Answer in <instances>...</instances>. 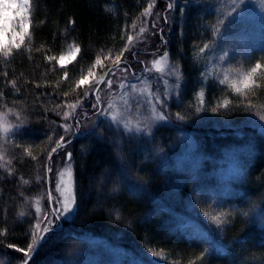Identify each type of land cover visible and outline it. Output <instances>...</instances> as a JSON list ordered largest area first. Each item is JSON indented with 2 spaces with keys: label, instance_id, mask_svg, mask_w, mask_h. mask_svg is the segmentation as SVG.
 I'll return each instance as SVG.
<instances>
[{
  "label": "trees",
  "instance_id": "trees-1",
  "mask_svg": "<svg viewBox=\"0 0 264 264\" xmlns=\"http://www.w3.org/2000/svg\"><path fill=\"white\" fill-rule=\"evenodd\" d=\"M168 2L175 5L170 12L165 11ZM155 3L168 23L162 20L155 36L143 43L146 49L135 50V56L126 52L125 63L136 76L145 71L146 58L168 54L172 73L157 78L168 96L161 112H155L166 120L153 121L152 105L141 108L138 99L130 103L129 115L136 120L138 114L140 123L131 121L130 127L124 120L116 124L103 118L85 133L73 132L70 124L96 117L101 106L94 109L95 97L84 96L89 84L77 88L75 82L89 68L97 77L103 74L92 67L96 56L109 50L114 55L128 34L135 36L147 0H35L28 9L31 45L25 36L11 57H0V112L13 125L19 123L17 112L24 121L2 149L12 170L9 175L0 168V230H6L0 236L2 264H22L23 253L15 248L26 249L32 242L37 200L43 201V212L50 211L44 200L50 173L45 177L44 165L60 135L68 142L48 166L72 154L68 162L78 211L55 220L46 243L36 237L41 246L34 245L28 264H264V121L256 114H264V80L258 73L260 87L246 90V96L219 83L225 74L264 58V22L251 24L247 11L225 16L227 0ZM205 43L209 49L198 54ZM73 44L80 52L65 67L45 59H58ZM216 58L222 61L215 63ZM78 97L83 100L74 112L56 108ZM225 98L233 104L212 112ZM201 99L204 107L197 113ZM249 99L255 108L236 106ZM58 111H68L69 119ZM65 123L68 131L59 127ZM205 212L225 213L224 223L217 227Z\"/></svg>",
  "mask_w": 264,
  "mask_h": 264
},
{
  "label": "snow or ice",
  "instance_id": "snow-or-ice-1",
  "mask_svg": "<svg viewBox=\"0 0 264 264\" xmlns=\"http://www.w3.org/2000/svg\"><path fill=\"white\" fill-rule=\"evenodd\" d=\"M35 4V0H0V36H2L5 32L4 28V22L6 21V13L10 11L12 8H17V13L20 11H24L30 8L31 5ZM155 7V0H147V6L143 9V12L141 13V16H143L145 19L143 21V25L139 28V31L135 34V37L132 34H128L126 36V43L124 46L116 52L114 55L111 50L107 54H104L103 56L97 55L94 63L92 65L93 68H100L103 72V74L99 77L96 76V73L92 70V68H89L86 75H81L79 79L76 80L75 85L77 88L81 87L82 85L89 84V80H92V83L89 84L88 91L84 93V96L87 95H93L95 97V103L92 105V107L95 109L99 107L102 104V99L100 96V85H104L107 89H111L113 87V79L112 77H115L118 72L120 73H127L129 71V67L125 63V53L131 51V46L133 45V41L136 37H143L144 33L148 31L147 24H148V18L153 15L152 9ZM175 5L174 2H168L166 4V12H170L174 9ZM183 11V9H181ZM159 15V14H157ZM27 19V17H25ZM164 23H168V18L165 15L163 17ZM21 27L23 28V22H21ZM151 27L154 29L157 27L156 22H152ZM132 29L136 28V22L133 21L131 25ZM217 32L219 29L217 28ZM19 35V41L16 42L14 45L7 46L3 43L2 40H0V57H3L5 60H7L9 57L13 55V47L16 50H19L21 48V45L24 43V37H29V45H31V36L26 30H22L18 33ZM162 38V37H161ZM124 39V37H122ZM210 47L209 44L205 43L202 47L199 48L198 54H203L208 50ZM74 48L75 53L80 52V47L77 45H69V52L72 54V50ZM30 50V49H26ZM39 50V49H37ZM132 55L135 56L136 53L132 52ZM168 54L165 52L164 55L158 59L154 60L152 62L153 67L156 69V71L160 72L162 69L159 67L161 65L162 61H166ZM74 58V56H73ZM46 60L49 62L55 61L57 64H59L61 67L64 66V60L65 56L61 55L59 59L55 55H46ZM104 61H109L110 65H106ZM259 73V77L261 80H264V58L255 59L254 61H250L246 66H240L239 68L235 69V76L233 79H229V75L225 74L223 76V79L219 80L220 84L227 83L228 88L232 90L233 93L238 94L240 96H246L247 92L253 91L254 86L255 88H259L260 84L257 83V76ZM5 76H7V72L4 73ZM64 79L68 78V72L65 71L63 73ZM126 78V77H125ZM13 88L16 87V81L12 80L10 81ZM37 87H40L41 85L37 84ZM59 87V83L56 85ZM121 89L125 88V84L121 83L119 85ZM133 90H135V86H132ZM247 90V92H246ZM63 95L67 97L69 95V92H64ZM143 95V93H142ZM3 97V93L0 92V98ZM83 98L78 97L77 100L74 103H69L67 101L64 102L63 105L57 104L56 108L60 109L61 107H65L67 109H71L73 112L77 108L79 104L82 103ZM125 105H128L127 99L124 100ZM146 103L151 104L152 108L151 111L154 114V118L160 121L166 120V116L162 113L156 114L155 113V104H160L162 101L160 98L154 97L151 94V91L149 90L147 93V100ZM240 103H243L244 106L248 109L255 108V105L252 103V101L246 100V101H238L236 102V106H240ZM230 104H233V101L229 98H225L222 102L218 103L215 107L211 109L212 112H217L220 108H228ZM204 102L203 99L200 101V106L196 107V112L199 113L203 110ZM107 109L113 110L110 114L111 121L119 124L120 119H118V113L114 109V105L112 103H108ZM11 109H8V112L11 113ZM101 111H105V114L107 111L104 108H101ZM259 116V119L261 121H264V114H260L259 112L256 113ZM57 115H62V118L64 120L69 119L70 113L68 111H64L63 113L57 112ZM16 120L19 121V123L13 125L8 122L7 120V113L0 112V141L3 143H0V161H4L3 163H0V168L4 169L8 172L9 175L12 174V170L7 165L10 164V161H7L5 159V155L3 154L2 149L4 148V144H6L9 140H12L18 133L15 131V129H18L23 126V119L21 118L20 113H15ZM120 118H123L122 116ZM177 118L180 120H183L184 117L177 115ZM53 123H55L53 121ZM59 127L63 128L65 131L69 130V125L61 124ZM126 130L131 131L130 128L127 127V124L124 126ZM137 131H141V129L138 127L136 129ZM49 141L52 142V137H48ZM68 141H66L65 136L60 135L57 140H55L53 143V146L50 147V149L47 151V163H45V177H47L48 173L52 172V168L48 166V163L51 162L53 154L57 153L59 149H62L66 146ZM16 147H20L19 144H16ZM25 152H27L28 155L32 157L33 160H36V156L32 155L31 151L28 148L24 149ZM66 159L71 160L72 154L66 153ZM64 172H67L69 177V184L65 186L64 192H61L59 197H54L52 194V189L49 188L47 192L48 197V207L50 211L45 212L43 215H36L35 220L33 224L31 225V236H32V242L29 243L26 249H22L19 247H16L15 250L17 252L23 253V262L22 264H28V261L31 259L32 255L34 254V245L37 247L41 246L37 244L36 237L39 236V240L41 242L46 243L45 236L49 231H52L53 222L55 220H60L62 218H67L69 213H74L75 211H78V209L75 208L76 205V197L74 192V180L72 177V171L71 167L66 166L64 170L60 173V176L62 177L64 175ZM23 183H28L27 180H23L21 178ZM40 178L38 177V180ZM56 191H60V184H56ZM67 193V194H65ZM37 207H36V213L39 214L41 212V208L39 207V200H37ZM21 216L24 215L23 212L20 213ZM205 217H207L213 224H215L217 227H220L221 224L224 223L222 217L225 216V213L220 214H213L209 216L207 212L204 213ZM230 215V214H229ZM51 217V218H50ZM6 234V230H0V236H3ZM50 239V238H49ZM7 247L12 248L13 245L9 244ZM154 256H157L158 253L153 252ZM163 259H166V257H162ZM197 259H200V257H197ZM2 264V262H0ZM192 264H195V261L192 262Z\"/></svg>",
  "mask_w": 264,
  "mask_h": 264
},
{
  "label": "rangeland",
  "instance_id": "rangeland-1",
  "mask_svg": "<svg viewBox=\"0 0 264 264\" xmlns=\"http://www.w3.org/2000/svg\"><path fill=\"white\" fill-rule=\"evenodd\" d=\"M234 11H242V12L247 11L246 13H247L248 21L251 24H255V23L258 24L259 22H264V0H227L225 16H229V14H232ZM152 13L153 15L148 18V24H147L148 31L144 33L143 37H136L134 39L130 52H134L135 50H139V49H146L145 48L146 46L143 43H146L149 39L153 38L155 34L158 32V29H160L162 22L164 21L163 17L165 16V14L162 15L161 12L159 11L156 12L155 7L152 9ZM5 15H6V21L4 22V25H3L5 28V32L2 36H0V40H2L5 45L11 46L19 41L18 33L20 31L22 30L28 31V27H29L28 9L17 13V8L14 7L10 11H8ZM25 17H27V19H25ZM21 22H23V28L21 27ZM152 22H156L157 24V27L154 29L151 27ZM130 52H127V56L130 54ZM62 55L65 56L64 66H63L65 67L66 65H68L70 62L74 60L77 53L74 52V48H73L72 54H70L68 50ZM161 57L162 56L155 55V56H151L150 58H146V65H145L146 73L143 70L142 72H139L136 76L135 75L132 76L129 71L127 73L118 72L115 77H112L113 87L111 89H107L104 85L102 86L100 85L101 91L99 94L102 99V104L100 106L101 108H104L109 114L106 115L105 111L100 110V112L96 115V117H93L87 120H81L80 122L74 123V124L71 123L70 128H72L73 132L85 133V132L90 131L98 123L100 119L108 118L111 120L110 114L113 110L107 109L108 103H112L114 105V109L118 113V119H120V122L124 120V122L129 124L130 127H133L132 122H134L135 124L140 123L139 122L140 117H138V114L136 116V120L130 118V115H129L131 111L130 103L132 102L135 103V102H138L139 100H143L140 103H142L144 106L142 107L140 106V107L149 108L146 103L147 93L149 90L151 91V94L154 97L158 96L161 101H165V99H167V96H168V94L166 93L167 90L159 86V81L157 79L158 76L162 77L163 79H166L167 74L171 75L170 73L172 72L169 70L167 60L161 62V65L159 67L162 69V71L160 72L156 71V69L152 65V62L154 60H158ZM221 61H222L221 58L215 59V63H218ZM234 76L235 74H230L229 79L230 80L233 79ZM151 78L154 79V82L152 84H151ZM91 81L92 80L90 79L89 84ZM121 83L125 84L124 89H121L119 87ZM132 86H135V90H133ZM142 93L146 99L144 97L142 98ZM125 99H127L128 101L127 106L124 103ZM161 105H162L161 103L155 104V112L157 111L161 112L160 110ZM140 107L137 106L136 108L140 109ZM121 116L123 118H120ZM134 117L135 115L133 116V118ZM152 120L155 121L156 119L153 117ZM149 121H151V119ZM69 165L70 164L68 160L66 159V154H64L61 157H58L52 164V167H51L52 172L50 173V181H51V189L53 190L52 194L54 197H59L61 192H64L65 186L69 184V177H68L67 172H64V175L62 177L60 176V173L64 170V168ZM57 183L60 184V191L55 190ZM44 200L45 202L48 203V200H46V198H44ZM43 206H44L43 201H39V207L41 208V212L38 215H43L45 213L43 212L44 211ZM71 215L72 213H69L67 218H69ZM189 227L193 231H195V233H199V234L202 233L200 227L195 224H191L189 225Z\"/></svg>",
  "mask_w": 264,
  "mask_h": 264
},
{
  "label": "water",
  "instance_id": "water-1",
  "mask_svg": "<svg viewBox=\"0 0 264 264\" xmlns=\"http://www.w3.org/2000/svg\"><path fill=\"white\" fill-rule=\"evenodd\" d=\"M37 247H35V250H36Z\"/></svg>",
  "mask_w": 264,
  "mask_h": 264
}]
</instances>
